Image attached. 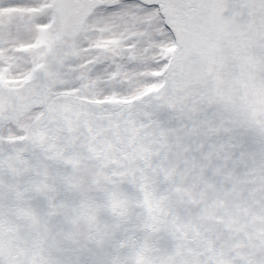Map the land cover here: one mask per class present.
Listing matches in <instances>:
<instances>
[{"label":"snow or ice","instance_id":"1","mask_svg":"<svg viewBox=\"0 0 264 264\" xmlns=\"http://www.w3.org/2000/svg\"><path fill=\"white\" fill-rule=\"evenodd\" d=\"M0 264H264V0H0Z\"/></svg>","mask_w":264,"mask_h":264}]
</instances>
